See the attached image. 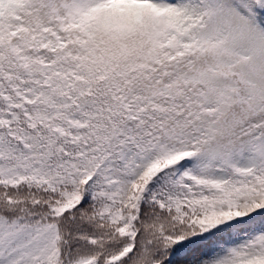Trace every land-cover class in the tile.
Wrapping results in <instances>:
<instances>
[{
    "label": "trees",
    "instance_id": "1",
    "mask_svg": "<svg viewBox=\"0 0 264 264\" xmlns=\"http://www.w3.org/2000/svg\"><path fill=\"white\" fill-rule=\"evenodd\" d=\"M64 9L62 0H36L18 12L21 23L10 14L0 18V226L6 220L23 233L0 252V264L263 258L264 213L243 235L199 227L207 217L264 207V167L240 174L228 163L226 184H211L189 164L191 176H177L184 152L199 151L208 164L220 155L228 160L236 130H222L207 146L197 138L184 152L166 136L165 123L176 130L190 125L189 111L180 118L179 100L157 88L158 63L169 70L173 53L153 12L148 8L135 22L99 11L85 32H60V50L46 30ZM67 104L74 107L70 113ZM253 122L264 131V109L246 124L241 139L247 144L257 133Z\"/></svg>",
    "mask_w": 264,
    "mask_h": 264
},
{
    "label": "rangeland",
    "instance_id": "2",
    "mask_svg": "<svg viewBox=\"0 0 264 264\" xmlns=\"http://www.w3.org/2000/svg\"><path fill=\"white\" fill-rule=\"evenodd\" d=\"M34 3L35 0H0V16L14 13L22 7H32ZM72 4L69 13L75 7L80 8L78 16L71 18L73 30L82 28L90 15L101 8L117 17L125 13L139 22L142 13L153 7L158 11L171 41L184 37L190 39L187 43L183 42L186 52L179 56L193 51L198 58L194 68L197 74L184 69L181 79L185 85H193L201 93L207 111H219L223 119H228L254 98V89L260 84L259 76L264 74V0H72ZM208 20L209 25L211 21L213 23L211 30L200 32ZM167 80L165 77L162 81V88L168 89L169 86L165 84ZM257 102L258 113L264 106V83ZM225 122L227 126L229 120ZM225 126L221 125L223 132H227ZM253 126L257 132L252 137L255 139L257 134L262 135L263 132ZM205 132L213 138L218 134V126L212 122L207 128H202L200 135ZM189 135L181 131L174 137L183 139ZM218 159V169L212 175L225 181V159L221 155ZM145 162L150 164L148 160ZM259 163H262L260 156L252 149L244 171L251 170ZM198 166L203 168L205 162ZM224 222H227L226 218L217 219L214 223L219 225ZM209 224L207 221L205 226L209 227ZM147 250H151V245ZM246 264H264V259Z\"/></svg>",
    "mask_w": 264,
    "mask_h": 264
}]
</instances>
